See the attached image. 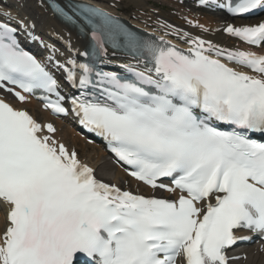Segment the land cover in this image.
<instances>
[{
  "label": "snow or ice",
  "instance_id": "1",
  "mask_svg": "<svg viewBox=\"0 0 264 264\" xmlns=\"http://www.w3.org/2000/svg\"><path fill=\"white\" fill-rule=\"evenodd\" d=\"M49 3L82 25L91 59L61 63L49 47L41 62L21 46L16 28L0 23V89L20 102L22 93L40 91L45 108L67 114L51 64L79 92L70 98L79 124L102 137L136 180L178 195L146 197L96 179L75 151L40 134H54L52 124L42 128L0 100V264H228L227 251L247 239L234 230L264 238V54L188 33L184 51L101 8L77 4L70 15ZM217 6L244 17L264 9V0ZM19 23L35 39L34 25ZM223 31L264 48V21ZM117 53L143 70L123 65L129 75L122 76L97 67Z\"/></svg>",
  "mask_w": 264,
  "mask_h": 264
},
{
  "label": "bare ground",
  "instance_id": "2",
  "mask_svg": "<svg viewBox=\"0 0 264 264\" xmlns=\"http://www.w3.org/2000/svg\"><path fill=\"white\" fill-rule=\"evenodd\" d=\"M91 3L96 4L108 11L118 14L123 19H129L128 21L133 22L137 26L144 28L150 32L161 35L168 38L171 42L182 45V47L190 48L191 44L188 38L199 37L205 41H211L213 44L219 45L226 49H237L239 44L234 37L230 36L223 31L224 27L219 28V21L222 19L216 18L214 15L209 14L214 19H207L205 13L193 15L192 12L188 11L186 7H176L177 11L173 13H164L160 9L155 7L147 8L145 4L146 0H89ZM164 1V0H163ZM166 2V1H165ZM12 4H16L13 8ZM133 4L137 11H129L128 5ZM171 4V3H170ZM0 5L10 6L4 9V12H9L13 16L16 11L17 14L27 21L33 20L34 24L37 23L36 28L43 32L45 30H54L60 34L62 38L67 42L70 47L77 49L78 47L84 46V41L78 39L74 32H72L66 25L60 24L56 21L48 12L46 6L40 2V0H0ZM169 5V4H168ZM128 8V9H127ZM158 8V7H157ZM20 13V14H19ZM204 16L201 18V16ZM187 18V19H186ZM201 18V21H197ZM263 18V17H261ZM261 18H255L252 20L256 23ZM184 23H183V22ZM248 20L235 19L228 20L224 26L232 22L234 26L245 25ZM217 22V24H216ZM171 26V27H165ZM199 26V27H196ZM202 26V27H201ZM202 28V29H200ZM206 29V31H205ZM179 30V34L177 32ZM188 33V38H183L182 34ZM264 52V48L260 49ZM20 108H27L30 110L32 115L37 121L44 124H52L55 126V133L50 136L53 137L58 143H65V146L69 149H73L71 144L75 146L82 156H88V160L84 162L88 163L90 167L96 172L98 177L105 182H113V184L123 183L133 189H144L146 193H150L141 184L128 179L121 170L116 168L111 161L106 158L105 152H103L97 145L88 143L85 140L78 139L74 131L66 127L62 120L51 117L47 112L42 111L39 106L30 100H25L22 104L18 105ZM54 123V124H53ZM78 143V144H76ZM74 148V149H75ZM76 150V149H75ZM4 218L0 214V233L2 231ZM234 255H247L245 261L239 260L233 264H264V247L263 246H241L233 251Z\"/></svg>",
  "mask_w": 264,
  "mask_h": 264
},
{
  "label": "rangeland",
  "instance_id": "3",
  "mask_svg": "<svg viewBox=\"0 0 264 264\" xmlns=\"http://www.w3.org/2000/svg\"><path fill=\"white\" fill-rule=\"evenodd\" d=\"M146 3V5H147V8H151V7H155V9H162L161 11H164V12H166V13H170V8L172 7V6H174L173 4L171 5V7H168V6H170V5H168L169 3H167V2H165V1H163V0H146L145 1ZM158 7V8H157ZM179 8H181L180 6H178ZM186 7V6H185ZM129 8V9H128ZM128 10L129 11H137V10H139V9H137V8H135V6L133 5V4H130V5H128ZM188 10H192L191 9V7L190 6H188ZM176 11H177V9H176ZM176 11H174V12H176ZM199 11H201V10H198V9H196L195 10V13L197 14ZM196 14H193V15H196ZM205 15V17L207 18V19H210L211 17H210V15L208 14H204ZM202 17H204L203 15L201 16V18ZM201 18L200 19H198L197 21H201ZM218 18V20L219 19H223V18H221V17H217ZM211 19H214V17H212ZM216 24H217V22H216ZM79 138V137H78ZM80 139V138H79ZM76 144H78V143H76ZM72 146V148H75V146L73 145V144H71ZM76 149V152L78 153V155H79V157L81 158V159H84V160H88V156H82L81 154L82 153H80V152H78L79 150L77 149V148H75ZM118 185H120L121 187H124L125 185L123 184V183H120V184H118ZM143 193H145V192H143ZM246 258V257H245ZM244 259V258H243Z\"/></svg>",
  "mask_w": 264,
  "mask_h": 264
}]
</instances>
